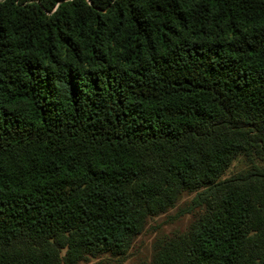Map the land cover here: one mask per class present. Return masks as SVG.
<instances>
[{
  "label": "trees",
  "instance_id": "1",
  "mask_svg": "<svg viewBox=\"0 0 264 264\" xmlns=\"http://www.w3.org/2000/svg\"><path fill=\"white\" fill-rule=\"evenodd\" d=\"M183 193L151 264H264V0H0V264L123 257Z\"/></svg>",
  "mask_w": 264,
  "mask_h": 264
},
{
  "label": "rangeland",
  "instance_id": "2",
  "mask_svg": "<svg viewBox=\"0 0 264 264\" xmlns=\"http://www.w3.org/2000/svg\"><path fill=\"white\" fill-rule=\"evenodd\" d=\"M246 168L242 158L233 161L225 178L238 174ZM194 194H181L175 205L164 214L148 219L142 232L133 241L128 253L119 258L104 256L89 259L80 264H151L155 260L156 244L167 237L185 233L193 223V215L185 213Z\"/></svg>",
  "mask_w": 264,
  "mask_h": 264
}]
</instances>
